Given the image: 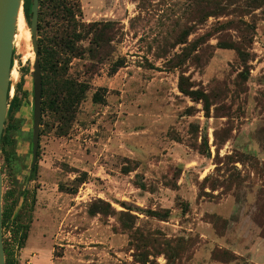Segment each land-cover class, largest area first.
Instances as JSON below:
<instances>
[{
  "label": "rangeland",
  "instance_id": "obj_1",
  "mask_svg": "<svg viewBox=\"0 0 264 264\" xmlns=\"http://www.w3.org/2000/svg\"><path fill=\"white\" fill-rule=\"evenodd\" d=\"M53 5L37 46L87 91L72 115L41 112L29 181L40 173L53 194L52 261L138 264L127 226L175 240L168 264H264V0H63L58 17ZM74 26L76 57L58 45ZM27 46L13 45L8 103L18 105L0 145L5 264H17L31 199L30 34ZM181 79L206 104L182 94Z\"/></svg>",
  "mask_w": 264,
  "mask_h": 264
},
{
  "label": "trees",
  "instance_id": "obj_2",
  "mask_svg": "<svg viewBox=\"0 0 264 264\" xmlns=\"http://www.w3.org/2000/svg\"><path fill=\"white\" fill-rule=\"evenodd\" d=\"M53 3L52 11H57V16H62L63 13V0H39V10H38V29H40V20L42 18V13L44 10V4ZM30 0H24L23 2V15L27 22L26 25L29 26V17H30ZM61 13V14H59ZM65 13L69 18H72V12L69 10H65ZM69 20V19H68ZM71 21V20H70ZM25 22V23H26ZM81 40V35L77 34L75 31V26L71 28L69 31L65 32V35L60 37V41L58 45L66 46L68 42H71L72 48L70 50V55L72 57H76L77 49L73 45L74 42H78ZM228 49H233L237 52L238 55H241L243 52L234 46H229ZM57 52L49 49V47L42 45V42H38V60H39V69L41 75V112L44 109H47L50 112H53L55 115H59L60 119L64 114L72 115L75 111L78 104L83 100L84 94L87 91V85L81 82H76L73 79L66 77L65 68L60 65V61L57 57ZM58 59V60H57ZM54 61V63H53ZM122 61L116 64L117 67H121ZM22 76L17 85L19 88L22 84ZM179 91L189 97L192 101H202L206 104V95L201 94L197 91H190L183 85V79L179 81L178 84ZM18 90V86L16 91ZM102 88L98 89L92 95L93 103H101L103 101V92ZM16 96H14L9 103L8 112L11 111L15 106L18 105V101H16ZM1 136V142L3 140ZM38 155V154H37ZM227 161L231 158L226 157ZM36 165L34 166L31 174L34 172ZM30 176H28L27 180H30ZM105 208H109L106 204ZM104 209V208H102ZM101 209V210H102ZM103 211V210H102ZM98 213V212H96ZM121 217L128 218L129 215L125 213L119 214ZM150 217H158L155 213L150 212ZM124 230L129 231V247L133 248L135 253L133 257L135 259V263L138 264H157L155 260H149L148 257L151 256L155 258L158 255L165 256L167 260V264L174 258L177 257L178 253V243L175 240H164V243L158 242L156 239L145 236L137 231H131L132 228L123 226ZM22 230V229H21ZM25 238L24 233L18 238V248L22 245L23 239ZM172 244V245H171ZM175 244V245H174ZM139 252V254H137ZM140 258L139 260H137Z\"/></svg>",
  "mask_w": 264,
  "mask_h": 264
},
{
  "label": "water",
  "instance_id": "obj_3",
  "mask_svg": "<svg viewBox=\"0 0 264 264\" xmlns=\"http://www.w3.org/2000/svg\"><path fill=\"white\" fill-rule=\"evenodd\" d=\"M24 0H0V145L4 123L9 109L10 81L13 65V44L19 12ZM29 32L35 60L32 66V130L29 176L36 164L41 120V76L38 64V10L39 0H30ZM2 176L0 171V264H5L2 241Z\"/></svg>",
  "mask_w": 264,
  "mask_h": 264
},
{
  "label": "crops",
  "instance_id": "obj_4",
  "mask_svg": "<svg viewBox=\"0 0 264 264\" xmlns=\"http://www.w3.org/2000/svg\"><path fill=\"white\" fill-rule=\"evenodd\" d=\"M43 167L46 168L47 165ZM40 170L44 169L39 168ZM26 185L25 190L31 192V199L28 197L26 201L27 214L24 215L22 229L25 238L22 245L19 248L17 246V264H58L51 259L53 244V223L49 215L53 209L51 189L40 173L36 180H27ZM33 185H36V188Z\"/></svg>",
  "mask_w": 264,
  "mask_h": 264
},
{
  "label": "bare ground",
  "instance_id": "obj_5",
  "mask_svg": "<svg viewBox=\"0 0 264 264\" xmlns=\"http://www.w3.org/2000/svg\"><path fill=\"white\" fill-rule=\"evenodd\" d=\"M29 28L27 29L25 19L23 16L22 11L19 12L18 18H17V24H16V31H15V37H14V46L21 50L26 49L28 46L29 41ZM31 42V37H30ZM18 76L17 72L15 70H12L11 72V79H15ZM12 90V87H10V92Z\"/></svg>",
  "mask_w": 264,
  "mask_h": 264
},
{
  "label": "built area",
  "instance_id": "obj_6",
  "mask_svg": "<svg viewBox=\"0 0 264 264\" xmlns=\"http://www.w3.org/2000/svg\"><path fill=\"white\" fill-rule=\"evenodd\" d=\"M28 264H30V263H28Z\"/></svg>",
  "mask_w": 264,
  "mask_h": 264
}]
</instances>
